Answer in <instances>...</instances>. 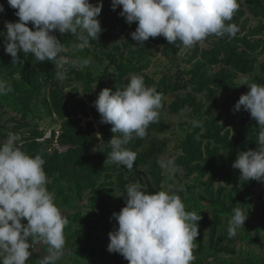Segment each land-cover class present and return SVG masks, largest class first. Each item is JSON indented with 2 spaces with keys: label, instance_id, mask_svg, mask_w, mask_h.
Returning a JSON list of instances; mask_svg holds the SVG:
<instances>
[{
  "label": "rangeland",
  "instance_id": "374dc122",
  "mask_svg": "<svg viewBox=\"0 0 264 264\" xmlns=\"http://www.w3.org/2000/svg\"><path fill=\"white\" fill-rule=\"evenodd\" d=\"M102 3L97 18L102 32L83 50L76 47L75 35L53 32L67 49L60 54L62 69L22 51L18 58L23 62L13 64L0 35V79L11 87L0 95V144L16 134L26 153L45 160L47 188L69 221L64 255L56 264H129L107 246L108 233L118 227L110 218L125 206L127 186L133 183L149 193L185 189L178 194L186 211L202 217L192 264H264V183L243 180L240 170L232 168L240 152L257 148V122L234 106L249 91L241 85L243 78L250 83L264 79V0H238L239 9L226 22L239 28L235 37L212 35L192 48L169 45L163 36L150 37L140 47L130 36L137 22L129 25L119 15L122 6L112 11L111 0ZM0 5L2 33L5 22L18 17L7 0ZM27 26L34 30L31 23ZM80 59L90 62L81 67ZM133 73L142 74L163 100L158 122L149 125L143 139L134 136L127 145L137 153L128 171L106 163L114 134L111 125L100 123L93 104L102 89L122 88ZM193 121H203V126L193 127ZM59 128L63 148L50 152L38 140ZM169 159L175 160V172L158 163ZM236 205L248 218L229 238L228 221ZM31 253L27 264H38L48 246L34 245Z\"/></svg>",
  "mask_w": 264,
  "mask_h": 264
},
{
  "label": "clouds",
  "instance_id": "9594fccd",
  "mask_svg": "<svg viewBox=\"0 0 264 264\" xmlns=\"http://www.w3.org/2000/svg\"><path fill=\"white\" fill-rule=\"evenodd\" d=\"M7 3L17 10L18 21L5 22L6 32L0 35L4 36V51L13 64L23 62L18 58V52L22 51L39 62L54 61V66L62 69L65 58L60 54L67 49L54 31L75 35L79 50L87 47L90 39L97 40L102 32L97 19L102 0L96 4L90 0H7ZM120 6L119 15L129 25L137 22L130 36L140 47L150 37L163 36L169 45L192 48L209 36L227 35L231 39L239 31L237 25L226 23L239 9L238 0H111L112 11ZM3 11L0 5V13ZM29 23L34 30L27 26ZM89 62L79 60L81 67ZM241 85L249 91L240 96L234 111L243 108L249 112L259 131L257 148L240 152L232 168L240 170L243 180L264 183V84L250 83L245 77ZM9 91L8 82L0 79V95ZM162 100L163 94L156 87L147 86L142 74H130L128 84L114 92L109 88L100 91L93 107L100 115V123L111 125L114 134L108 142L111 151L106 163L133 170L137 153L127 145L134 136L143 139L149 125L158 122ZM202 126L203 121H193V127ZM19 140L16 134H9L0 144V264H27L32 247L38 244L48 246V255L42 256L38 264H56L64 255V228L69 221L56 205L54 193L47 188L45 160L39 154L26 153L17 144ZM158 163L172 172L177 170L174 159ZM126 191L125 206L110 218L118 227L108 233L107 251L120 254L129 264H192L202 217L195 211H186L178 194L185 189L181 186L149 193L146 186L133 183ZM247 218L248 213L240 205L233 207L227 228L229 238L237 235ZM24 220L27 223H22Z\"/></svg>",
  "mask_w": 264,
  "mask_h": 264
},
{
  "label": "built area",
  "instance_id": "2783aa9c",
  "mask_svg": "<svg viewBox=\"0 0 264 264\" xmlns=\"http://www.w3.org/2000/svg\"><path fill=\"white\" fill-rule=\"evenodd\" d=\"M64 132L62 129H53L50 130L48 133L44 135L41 139L38 141L41 143H44L47 149L52 151H60L63 148L62 145V138H63Z\"/></svg>",
  "mask_w": 264,
  "mask_h": 264
},
{
  "label": "trees",
  "instance_id": "16d2710c",
  "mask_svg": "<svg viewBox=\"0 0 264 264\" xmlns=\"http://www.w3.org/2000/svg\"><path fill=\"white\" fill-rule=\"evenodd\" d=\"M263 68H264V66H263ZM256 83H259V84H264V79H263V78H261V77H258V78L256 79ZM175 106H176V107H174V109H176V110H177V109H178V107H179L180 105H179V103H178V104H176ZM181 107H182V106H181ZM181 107H180V108H181Z\"/></svg>",
  "mask_w": 264,
  "mask_h": 264
}]
</instances>
